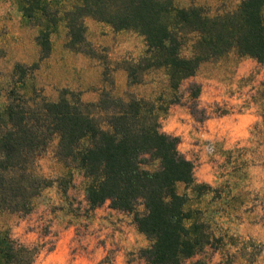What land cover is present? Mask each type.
<instances>
[{"label": "trees", "instance_id": "trees-1", "mask_svg": "<svg viewBox=\"0 0 264 264\" xmlns=\"http://www.w3.org/2000/svg\"><path fill=\"white\" fill-rule=\"evenodd\" d=\"M27 10L41 27L36 37L41 60L52 50L51 26L63 20L68 44L76 48L86 41L91 17L144 38L143 55L124 67L129 84L142 83L150 71H161L164 79L155 98L107 91L97 101H84L63 88L55 100L31 103L24 89L39 62L15 63L12 80L22 91L10 86L0 108V211L30 213L35 198L54 183L68 198L78 170L88 211L109 201L111 208L133 215L150 242L139 250L147 263L182 264L200 254L212 234L201 210L190 206L189 191L201 197L212 185L197 180L195 163L179 148L181 138L166 132L162 119L181 102L182 83L203 63L232 51L264 63V0H242L234 10L215 15L198 5L176 7L173 0H76L60 17H49L48 6L39 3ZM201 91V84L189 85L193 114ZM50 148L64 166L55 177L39 169ZM38 251L0 229V264H33ZM190 264L209 263L199 257Z\"/></svg>", "mask_w": 264, "mask_h": 264}, {"label": "rangeland", "instance_id": "rangeland-1", "mask_svg": "<svg viewBox=\"0 0 264 264\" xmlns=\"http://www.w3.org/2000/svg\"><path fill=\"white\" fill-rule=\"evenodd\" d=\"M173 1L176 7L198 5L215 15L234 10L242 0ZM37 3L48 6L49 17H60L76 0H0V108L8 101L10 86L22 91L12 80L17 62H39L24 89L31 103L55 100L63 88L84 101H97L107 91L159 95L161 71H150L141 76L142 83L131 85L124 68L143 55L144 38L91 17L86 18V41L76 48L68 44L63 20L55 28L48 26L52 50L41 60L36 40L41 27L27 10ZM193 82L202 86L194 114L189 96ZM179 94L181 102L171 105L162 127L181 138L179 148L195 163L197 180L212 185L201 197L189 191L190 206L201 210L212 243L182 264L199 257L209 264H264V63L232 51L203 63L195 76L184 80ZM175 117L187 126L177 125ZM248 117L254 119L250 125ZM38 163L47 177L64 172L52 148ZM87 208L84 177L75 170L68 198L54 183L35 198L30 213L0 211V229L38 247L33 264H149L139 250L150 242L131 213L111 209L109 201Z\"/></svg>", "mask_w": 264, "mask_h": 264}, {"label": "crops", "instance_id": "crops-1", "mask_svg": "<svg viewBox=\"0 0 264 264\" xmlns=\"http://www.w3.org/2000/svg\"><path fill=\"white\" fill-rule=\"evenodd\" d=\"M175 120L177 121V122H176L177 125H181V124H182V127H183V128H184L185 126H187V123H186V122H185V123H184V122L181 123L182 119H179V117H175ZM253 121H254V119H253L252 117H248V122H247V124L250 125ZM187 130H189V127H187V129H186L185 132H187ZM165 131H166V130H165ZM166 132L171 133L170 131H166ZM171 134H174V133H171ZM176 134H177V133H176ZM176 134H174V135H176ZM208 182H211V181H208ZM111 209H114V208H111ZM115 210H117V209H115Z\"/></svg>", "mask_w": 264, "mask_h": 264}]
</instances>
